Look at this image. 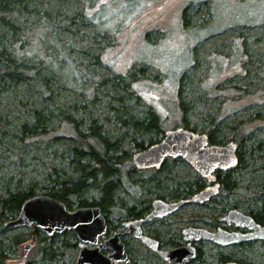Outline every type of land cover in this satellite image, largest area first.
Returning <instances> with one entry per match:
<instances>
[{"label":"rangeland","instance_id":"1","mask_svg":"<svg viewBox=\"0 0 264 264\" xmlns=\"http://www.w3.org/2000/svg\"><path fill=\"white\" fill-rule=\"evenodd\" d=\"M18 1L11 0L13 10L0 21V53L20 68L39 71L23 81L0 77V198L8 190L30 187L36 196L47 195L52 179L76 176L71 161L79 158L66 137L72 133L69 126L56 116L60 111L79 131L89 133L95 126L115 140L109 155L122 157L123 172L113 176L121 178L114 200L120 214H105L110 224L106 239L126 231L123 222L134 220L123 214L127 206L146 216L156 200H193L208 186L183 158H168L159 169L140 170L133 163L134 154L186 127L211 133L216 142L211 145L236 146L240 164L230 173L235 187L204 205H184L146 224L144 233L170 251L187 246L185 229L243 232L223 220L232 210L258 217L264 226V0ZM130 95L137 107L156 112L151 125L162 130L124 123L119 111ZM36 119H42L40 128L47 134L31 139L24 127ZM219 173L224 179L226 173ZM100 196V190L89 189L71 197V209ZM17 217L0 212V255L15 264H76L75 232L52 240L38 228H5ZM34 230L47 239L35 243ZM31 242L35 245L23 260ZM123 242L133 264H169L133 236ZM39 244L53 252L43 261L37 259ZM192 246L198 254L189 264H264L263 241Z\"/></svg>","mask_w":264,"mask_h":264},{"label":"water","instance_id":"2","mask_svg":"<svg viewBox=\"0 0 264 264\" xmlns=\"http://www.w3.org/2000/svg\"><path fill=\"white\" fill-rule=\"evenodd\" d=\"M167 158H183L197 173L212 186L198 193L193 200L168 204L162 200L154 202V210L144 219L129 220L124 223L128 232H115L106 239L108 224L100 207H79L69 210L67 206L48 195L27 199L19 216L5 224L7 229L35 228L41 229L48 236L62 235L73 231L79 241L80 253L76 264H133L129 259L122 239L130 234L140 239L150 250L159 254L169 264H188L196 258V249L192 241H209L218 246L241 244L244 242L263 241L264 226L257 223L250 215L232 210L224 218L227 224L234 223L236 228L248 232H228L218 229L217 232L189 228L184 230L185 241L189 243L170 251L159 249V243L143 234L142 225L154 219L165 217L176 212L186 204L204 205L219 193L216 182V171L230 172L239 164L237 148L231 143L227 146H209L206 135H197L185 128L167 132L165 140L144 152L134 155V163L139 169H159ZM216 182V184H214ZM34 242L24 248L23 260L27 258L28 249ZM103 251H109L108 254ZM226 264H239L228 262Z\"/></svg>","mask_w":264,"mask_h":264},{"label":"trees","instance_id":"3","mask_svg":"<svg viewBox=\"0 0 264 264\" xmlns=\"http://www.w3.org/2000/svg\"><path fill=\"white\" fill-rule=\"evenodd\" d=\"M22 2V0L18 1ZM11 0H0V21H4L5 15L8 12H11L13 8L11 7ZM21 5V4H19ZM185 19L187 16L185 14ZM187 20H185V25H188ZM3 62L4 65L0 68V77L1 78H10L16 81H23L25 79H30L31 77L35 78L36 72L39 70L31 67L20 68L14 64V61L10 59L9 55L6 52L0 53V63ZM118 77L122 79L127 85H131L129 79L125 78L122 74H118ZM124 99V105L122 110L119 111V117L126 122V120H131V122L140 127L142 130L156 129L162 130L160 127L152 126V122L158 118L156 112H151L150 107H137V104L134 103L132 95L126 96ZM42 119L45 120L43 115H40ZM56 116L59 117L63 123H66L69 128L68 131L72 132L70 135H66L67 138L71 139L75 143V153L78 156V160L71 161L73 169L75 171V177L68 176L62 178L61 176L56 177L51 180V188L49 190L48 196L63 202L68 209L72 208V203L69 201L71 197H82L85 192L89 189H98L101 191V196L99 201L94 203H88L86 201H81L78 205L79 207H92L98 206L101 208L104 214L118 213L120 208L114 205L115 194L119 189L121 184V178L118 177L114 179V174L122 173L123 164L119 162L121 158H114L109 155V151L116 145L115 140H111L106 136H103L99 133L95 126L90 128L89 133H83L78 130L77 124H72V120L66 117L62 112L57 111ZM42 119H36L32 126H25L24 129H27L29 133V138L38 139L42 134H47L44 128H40ZM183 123H185V118ZM188 128V127H186ZM40 130V132H39ZM192 132L194 130L188 129ZM214 131V130H212ZM115 141V142H114ZM209 141L211 144H215L211 133L209 134ZM89 157V161L82 163L83 159ZM240 164V160H239ZM238 164V166H239ZM163 166V165H162ZM230 172H226L225 178L222 179L219 175V180L221 183L220 193L228 195L233 191L235 183L230 180ZM36 192L33 187L28 189H19L8 190L0 198V212L1 217L12 216L15 218V215H19L22 204L29 198L36 196ZM173 198H178L179 196H171ZM72 210V209H71ZM121 211V210H120ZM122 214V213H121ZM123 214L126 217H131L133 219L141 218L144 216L143 210H137L134 206H127L126 209H123ZM255 220L259 221L258 217H255ZM109 224V223H108ZM110 226V224H109ZM2 227V225H1ZM57 235L52 237V240H55ZM47 238L40 234L37 230L33 231L32 240L41 243ZM17 243H21L23 240L19 237L16 239ZM37 259L40 261L45 260V256L51 255L53 252L51 248H45L44 246H37ZM0 264H15L9 262L2 254L0 255ZM27 264H30L28 262ZM45 264V262H43Z\"/></svg>","mask_w":264,"mask_h":264},{"label":"flooded vegetation","instance_id":"4","mask_svg":"<svg viewBox=\"0 0 264 264\" xmlns=\"http://www.w3.org/2000/svg\"><path fill=\"white\" fill-rule=\"evenodd\" d=\"M208 136V135H207ZM208 139H209V136H208ZM209 146H211V143H210V141H209ZM219 172H221V171H216L215 173H214V175L216 176V182L219 184V193L218 194H220V191H221V189H220V186H221V183H220V180H219V175H220V173ZM226 173V172H225ZM206 182H207V184H208V186H211V185H213V183H209L206 179H204ZM216 182L214 183V184H216ZM208 186H205L201 191H203L206 187H208ZM218 196V195H217ZM217 196H215V197H217ZM215 197H213L210 201H212ZM209 201V202H210ZM147 216V215H146ZM251 216V215H250ZM143 217H145V216H143ZM143 217H141V218H143ZM253 217V216H252ZM165 218V217H164ZM254 218V217H253ZM137 219H139V218H137ZM160 219H162V218H160ZM157 220V219H156ZM224 220V219H223ZM254 220H255V218H254ZM154 221V220H153ZM257 223H259L257 220H255ZM152 222V221H151ZM226 222V221H225ZM107 223H108V221H107ZM150 223V222H149ZM146 224H148V223H146ZM146 224H143L142 225V230H143V226H145ZM260 224V223H259ZM261 225V224H260ZM108 228H109V224H108ZM127 230V229H126ZM244 233H246V232H248V231H246V230H242ZM143 233H144V231H143ZM145 234V233H144ZM184 234V233H183ZM145 235H147V234H145ZM126 236H131V235H126ZM125 236V237H126ZM147 236H149V235H147ZM149 237H151V236H149ZM151 238H153V237H151ZM153 239H155V240H157L158 241V243H159V249L160 250H162V248H161V242L158 240V239H156V238H153ZM122 241H123V239H122ZM184 241H185V235H184ZM187 242V244L189 243L188 241H186ZM193 242H201V241H192V245H193ZM203 242H205V241H203ZM206 242H209V241H206ZM254 242H256V241H254ZM247 243H249V242H247ZM247 243H243V244H240V245H244V244H247ZM214 244V243H213ZM232 246H239V245H232ZM220 247H222V246H220ZM225 247H227V246H225ZM195 249H196V258H197V248L195 247ZM152 251V250H151ZM162 251H164V250H162ZM153 253H155L156 255H158L159 256V254L158 253H156V252H154V251H152ZM160 257V256H159ZM195 258V259H196ZM194 259V260H195ZM191 261V260H190ZM189 261V262H190ZM228 263V262H227ZM189 264V263H188ZM226 264V263H225Z\"/></svg>","mask_w":264,"mask_h":264},{"label":"bare ground","instance_id":"5","mask_svg":"<svg viewBox=\"0 0 264 264\" xmlns=\"http://www.w3.org/2000/svg\"><path fill=\"white\" fill-rule=\"evenodd\" d=\"M186 129V128H185ZM193 133H195V134H197V135H206V134H198V133H196V132H193ZM167 134V133H166ZM207 136V135H206ZM207 139H208V136H207ZM208 142H209V139H208ZM161 143V142H160ZM159 144V143H158ZM156 145V144H155ZM154 146V145H153ZM211 146H214V145H211ZM152 147V146H151ZM150 148V147H149ZM149 148H147V149H149ZM147 149H145V150H147ZM144 150V151H145ZM144 151H142V152H144ZM138 153H141V152H138ZM137 154V153H136ZM135 155V154H134ZM134 155H133V158H134ZM168 159V158H167ZM167 159H165L164 160V162L167 160ZM164 162H163V164H164ZM133 163H134V160H133ZM188 163V162H187ZM162 164V165H163ZM134 165H135V163H134ZM136 166V165H135ZM137 167V166H136ZM162 167V166H161ZM160 167V168H161ZM139 169V168H138ZM148 169H157V168H155V167H153V168H148ZM194 169V168H193ZM140 170H147V169H140ZM195 170V169H194ZM196 171V170H195ZM202 177V176H201ZM203 178V177H202ZM212 186V185H211ZM208 187H210V186H208ZM208 187H206V188H208ZM205 188V189H206ZM219 195V194H218ZM40 196V195H39ZM34 197H37V196H34ZM33 198V197H32ZM180 201H185V200H179V201H175V202H170V203H168V204H172V203H178V202H180ZM61 202V201H60ZM23 205V204H22ZM186 205H188V204H186ZM184 206V205H183ZM22 207V206H21ZM92 207H98V206H92ZM153 208H154V206H153ZM181 208V207H180ZM179 208V209H180ZM178 209V210H179ZM154 210V209H153ZM152 210V211H153ZM21 211V210H20ZM151 211V212H152ZM240 212V211H239ZM20 213V212H19ZM175 213V212H174ZM241 213V212H240ZM104 214V213H103ZM173 214V213H172ZM243 214V213H242ZM169 215H171V214H169ZM169 215H167V216H169ZM246 215V214H245ZM19 216V215H18ZM106 216V215H105ZM167 216H165V217H167ZM146 217V216H145ZM145 217H143V218H139V219H144ZM160 218H164V217H160ZM160 218H157V219H160ZM106 220H107V217H106ZM134 220H138V219H134ZM154 220H156V219H154ZM129 220H127V221H125V222H123V227H124V223H126V222H128ZM153 221V220H152ZM151 222V221H150ZM149 223V222H148ZM108 224V223H107ZM146 224V223H145ZM125 229H127L126 231H124V232H128L129 231V229L127 228V227H124ZM186 230V229H185ZM143 231V230H142ZM44 232V231H43ZM183 233H184V231H183ZM144 234V233H143ZM128 235H130V234H128ZM145 235V234H144ZM55 236V235H54ZM131 236H133V235H131ZM145 236H147V235H145ZM50 237V236H49ZM134 237V236H133ZM149 237V236H148ZM135 238V237H134ZM151 238V237H150ZM136 239V238H135ZM153 239V238H152ZM137 240H140V239H137ZM155 240V239H154ZM141 241V240H140ZM157 241V240H156ZM262 241V240H261ZM123 242V241H122ZM142 242V241H141ZM158 242V241H157ZM124 243V242H123ZM143 243V242H142ZM244 243H247V242H244ZM144 244V243H143ZM241 244H243V243H241ZM124 245H125V243H124ZM145 245V244H144ZM234 245H240V244H234ZM146 246V245H145ZM228 246H232V245H228ZM147 247V246H146ZM222 247H225V246H222ZM148 248V247H147ZM149 249V248H148ZM125 250H126V245H125ZM150 250V249H149ZM126 253H127V251H126ZM128 255V254H127ZM236 263V262H235Z\"/></svg>","mask_w":264,"mask_h":264}]
</instances>
